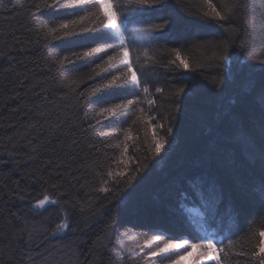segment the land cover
Returning <instances> with one entry per match:
<instances>
[{"label":"trees","instance_id":"trees-1","mask_svg":"<svg viewBox=\"0 0 264 264\" xmlns=\"http://www.w3.org/2000/svg\"><path fill=\"white\" fill-rule=\"evenodd\" d=\"M214 2L220 3L221 0ZM32 3L33 0H0V237H11L21 219L39 218L38 213L42 210L33 206L42 190L40 175L50 184L61 185L60 190L67 192L72 203L90 202L98 214L81 216L78 208L70 210L75 217L70 227L83 229L86 235L67 232L52 237L48 233L34 232L30 243H14L15 264H30L29 256L33 258L31 264H44L43 257L49 256L50 252L61 255L64 246L73 240L81 242L83 256L91 262L94 259L90 252L94 251L93 241L104 236L109 223L115 224L118 233H112L103 258L116 260L118 264H141L139 249L134 250L135 259L129 258L133 254L126 249L142 239V233L151 235L150 228L158 226L171 235L192 234L185 218L173 211L175 200L165 197L173 177L192 171L214 177L224 195L221 207L231 204L238 213L232 227L233 239L240 247L250 248L251 243L242 238L250 229L264 224L260 219L264 214V197L258 190L264 174L258 158L249 151V145L240 142V137L246 135L257 147L264 144V106L260 102L264 90V65L251 63L241 56L234 77H224L223 89L211 83L216 74L211 67L215 51L211 46L192 48L185 53L193 64H204V68L196 72L177 76L168 74L160 65L154 69L145 68L150 83L164 87L166 94L178 79L188 88L194 87L196 94L188 92L177 101L179 111L175 112L172 133L175 144L167 156L161 153L163 160L161 157L151 158L143 129L133 127V135L140 139L136 145L130 146L129 154L142 160L147 156L148 159L143 161L147 167L131 184L121 180L119 196L109 194L106 197L94 191L100 186L101 176L97 173H106L119 150L105 147L114 144L115 137L103 134L120 125L109 124L106 120L89 127L90 120L84 118V112L91 117V110L99 105L85 102L81 108L76 98L65 95L67 90L52 78L57 73L51 60L56 52L66 50L68 45L56 41L45 48L43 38L35 29L39 27L36 21L47 20L49 14L37 11ZM165 3L166 7L156 13V17L168 18L173 40L180 38L203 44L224 35L223 29L214 22L189 16L185 9L190 6L182 0H165ZM13 5L17 7L14 9ZM237 23L242 24L243 20L238 19ZM29 28L33 30L29 31ZM158 46L150 48V54ZM231 51L234 56L239 55L236 49ZM93 82L87 81L80 90ZM124 95L116 92L107 99L118 102ZM95 99V96L91 97V100ZM158 103V119L162 117L166 122L174 111L171 102L158 97ZM123 126L126 127L127 123ZM89 143L96 147L89 148ZM112 167L122 166L112 164ZM109 186L114 187L111 183ZM188 206L197 207L193 202ZM58 220L53 213L48 222L49 229H54ZM126 229L132 230L128 236L122 235ZM23 238L28 240L27 231ZM192 242L199 241L193 239ZM7 250L0 239V259ZM165 255L171 256L172 253ZM156 259L157 264H166L162 258ZM238 259L243 264L245 258ZM81 264H84L83 260ZM204 264L212 263L205 261Z\"/></svg>","mask_w":264,"mask_h":264},{"label":"snow or ice","instance_id":"snow-or-ice-1","mask_svg":"<svg viewBox=\"0 0 264 264\" xmlns=\"http://www.w3.org/2000/svg\"><path fill=\"white\" fill-rule=\"evenodd\" d=\"M182 2L190 6L185 9L189 16L204 22H214L223 29L224 35L203 44L180 38L173 40L168 18L156 17V13L166 7L165 0H33L32 7L49 14L47 20L36 21L39 27L35 29L43 38L45 48L56 41L68 45L66 50L56 52L51 60L57 73L52 78L67 90L65 95L76 98L81 108L85 102L99 105L91 110V117L87 111L84 112V118L90 120L89 127L103 124L106 120L109 124L120 125L112 132L103 134L115 137V143L105 147L119 150V155L112 159L106 173H97L101 180L100 186L94 191L106 197L109 194L119 196L121 180L131 184L142 176L147 167L143 162L148 159L147 156L142 160L129 154L130 146L136 145L140 139L133 135V127L143 129L151 158L161 157V153L167 156L175 144L172 133L175 112L179 111L177 101L188 92L196 94L194 87L188 88L179 79L166 94L164 87L150 83L145 68L154 69L160 65L168 74L177 76L185 72H196L203 69L204 64H193L185 53L192 48L211 46L215 50L211 67L216 73L211 83L223 89L224 77H234L241 56L251 63L264 65V0ZM16 7L13 5L14 9ZM154 17L162 22H155ZM238 19H242L243 23L238 24ZM154 45L159 46L150 54V48ZM232 49H236L239 55L234 56ZM97 77L99 79H95ZM87 81L94 82L80 90V86ZM116 92L125 95L118 102L107 99ZM93 96L95 100H91ZM158 97L170 100L174 110L166 122L162 117L158 119ZM260 102L264 106V90L261 91ZM125 123L126 127L123 126ZM240 142L249 145V151L258 158L261 173L264 174V144L257 147L246 135L240 137ZM88 147L95 148L96 145L89 143ZM112 164L122 167L113 169ZM38 179L42 190L35 198L33 207L42 210L38 213L39 218L21 219V224L15 228L11 237H0L8 249L3 253L4 258L0 259V264H15L16 248L13 244L30 243L34 232L48 233L52 237L67 232L83 233V229L70 227V222L75 219L70 210L78 208L81 216L87 213L94 217L98 214L90 202L79 205L72 203L67 192L60 190L61 185L50 184L43 175ZM110 183L114 187L109 186ZM258 190L264 197V175ZM165 197L175 200L173 211L185 218L192 234L171 235L154 226L149 229L151 235L142 233V239L127 247L126 251L133 254L130 259H135L137 254L134 250L139 249L141 264H157L158 257L166 261V264H204L205 261H211L212 264H241L239 257L245 258L243 264H264V224L250 229L242 238L251 243L250 248L240 247L239 242L233 239L232 232L238 213L231 204L221 207L224 202L223 191L213 176L196 171L182 172L170 181ZM190 202L197 207H189ZM53 213L59 220L54 229H49L48 222ZM12 215L16 216L15 213ZM260 219L264 222V214ZM76 222L79 223V220ZM87 227L90 228L91 224H87ZM25 231L28 232V240L23 238ZM114 231L118 233L115 224L109 223L104 236H98L93 241L94 251L90 252L94 259L91 262L83 256L81 242L73 240L64 246L61 255L50 252L49 256L43 257L44 264H81L82 260L84 264H118L116 260L103 258ZM131 231L126 229L122 235L128 236ZM193 239L199 242H192ZM117 243L120 241L117 240ZM238 247L240 250L236 251ZM177 249L183 251L177 252ZM167 253L172 255H165ZM28 259L31 264L33 258L29 256Z\"/></svg>","mask_w":264,"mask_h":264},{"label":"rangeland","instance_id":"rangeland-1","mask_svg":"<svg viewBox=\"0 0 264 264\" xmlns=\"http://www.w3.org/2000/svg\"><path fill=\"white\" fill-rule=\"evenodd\" d=\"M189 207H195V206H189ZM177 250H181V249H177ZM208 262L212 263L211 261H208Z\"/></svg>","mask_w":264,"mask_h":264}]
</instances>
